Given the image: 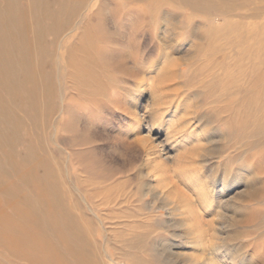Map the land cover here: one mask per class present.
Listing matches in <instances>:
<instances>
[{"label":"rangeland","instance_id":"1","mask_svg":"<svg viewBox=\"0 0 264 264\" xmlns=\"http://www.w3.org/2000/svg\"><path fill=\"white\" fill-rule=\"evenodd\" d=\"M0 264H264V0H0Z\"/></svg>","mask_w":264,"mask_h":264},{"label":"bare ground","instance_id":"2","mask_svg":"<svg viewBox=\"0 0 264 264\" xmlns=\"http://www.w3.org/2000/svg\"><path fill=\"white\" fill-rule=\"evenodd\" d=\"M143 94H144V89L142 87L139 90H137L136 92L129 94V103L131 105L130 107H131L132 113L134 115H138V113H139L138 108L141 106L140 105L141 104L140 98ZM140 126H141V118L138 117L136 120V125L132 128L131 133L129 135H132V137L137 139L138 138L137 129L139 131ZM138 139L140 140V138H138ZM149 160H150L149 162L153 161L152 158H150ZM156 163L154 164L156 171L159 172L161 175L163 174V176H164L163 165L161 163H157V164ZM241 175H242V169L238 170V172L235 174L233 182L236 183L238 181V178L241 177ZM170 183H171L170 188H172V189H175L178 185L176 182H170ZM212 188L213 187L203 189V187H202V189L201 188L196 189V191L198 190L197 191L198 192L197 193L198 194L197 200L200 201L198 204L199 207L196 205L195 201H191V200L190 201H184L182 204H180V205L177 204V206H176V209L179 210L182 215H185L186 213H189V214L191 213V220L193 221V226H195L196 229L201 228V227L203 228V223L200 222L199 220H197V217H199L203 213L202 212L203 210H207L210 208V200L208 201V198H209L208 193L213 191ZM219 192H220L221 198H222L223 194H225V191L223 189H220ZM243 196H244L243 193H239V194L235 195L234 197L232 195L233 200L231 202H233L237 207L239 205L238 202H241L240 200L242 199ZM226 200H222V201L220 200L218 202L219 204L217 205L218 209H220L222 213H223V208L226 206L225 204L227 203ZM230 205H231V203H230ZM237 208L239 209V207H237ZM221 212H218V214ZM188 220L189 219H187V218H183V220L181 222L187 223ZM195 243L197 244L198 241H195ZM231 260H234V256H231Z\"/></svg>","mask_w":264,"mask_h":264}]
</instances>
